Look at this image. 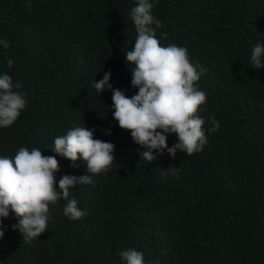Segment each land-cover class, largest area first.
I'll use <instances>...</instances> for the list:
<instances>
[{"label": "trees", "instance_id": "trees-1", "mask_svg": "<svg viewBox=\"0 0 264 264\" xmlns=\"http://www.w3.org/2000/svg\"><path fill=\"white\" fill-rule=\"evenodd\" d=\"M136 0H0V72L19 80L27 104L14 123L0 128V154L20 146L54 155L64 174H86L85 162L52 152L54 137L71 127L95 128L115 144L107 172L70 194L87 214L69 219L61 197L30 242L11 228L0 239V264H122L134 247L161 264H264V68L250 62L264 43V0H158L162 44L186 45L207 71L196 83L206 94L204 128L215 114L219 128L203 149L187 155L166 150L146 161L130 129L114 120L112 90L91 82L111 70L113 88L131 96L125 51L136 31L129 16ZM6 56L13 59L12 67ZM204 107V105H202ZM110 129L111 134H105ZM177 140L169 134V146ZM155 151V150H154Z\"/></svg>", "mask_w": 264, "mask_h": 264}, {"label": "clouds", "instance_id": "clouds-1", "mask_svg": "<svg viewBox=\"0 0 264 264\" xmlns=\"http://www.w3.org/2000/svg\"><path fill=\"white\" fill-rule=\"evenodd\" d=\"M157 2L136 0L129 11L136 36L131 48L125 51V60L132 65L131 84L138 91L128 96L125 90L113 88L111 70L91 82L99 93L105 88L112 90V116L120 127L131 130L134 142L142 146L140 156L146 161L165 150L173 157L177 150L186 156L199 152L207 143L206 133L220 126L213 113L207 117L210 127L204 128L206 118L199 115L207 110V94L196 82L207 71L206 67L192 58L186 45L162 44L166 32L156 36L157 29L162 27V21L152 12ZM0 47L8 49L9 41L0 37ZM6 60L12 67L13 59L6 56ZM249 63L257 69L264 68V43L252 47ZM27 97L21 81L0 72V128L17 120L26 107ZM260 107L264 108V103ZM95 131L86 124L76 125L54 137L50 146L52 152L69 158L73 167H79L77 161H84L86 174L82 175L64 174L57 180L58 159L42 154L39 147L20 146L12 156L0 154V239L9 227L4 219L10 214L16 221L11 228L18 230L25 242L39 237L48 228L50 204L61 197L66 201L63 213L69 219L87 214L70 190L76 185L93 183L91 174L107 172L116 160L115 144L95 137ZM104 131L111 134L110 129ZM169 134L177 136L171 146L167 143ZM118 255L122 264H161L159 258L146 260L144 252L134 247L121 249Z\"/></svg>", "mask_w": 264, "mask_h": 264}]
</instances>
